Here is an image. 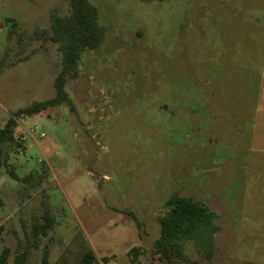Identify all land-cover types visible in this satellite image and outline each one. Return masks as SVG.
I'll list each match as a JSON object with an SVG mask.
<instances>
[{
  "label": "rangeland",
  "instance_id": "1",
  "mask_svg": "<svg viewBox=\"0 0 264 264\" xmlns=\"http://www.w3.org/2000/svg\"><path fill=\"white\" fill-rule=\"evenodd\" d=\"M91 1L107 34L66 86L74 110L18 118L24 148L10 161L19 178L44 172L42 188L0 168V257L10 248L14 264L46 199L55 224L31 264L45 243L49 264L90 247L100 264H167L154 242L179 193L214 214L183 239L191 259L264 264V0ZM55 7L69 0H0V125L55 93L57 44L18 43Z\"/></svg>",
  "mask_w": 264,
  "mask_h": 264
},
{
  "label": "trees",
  "instance_id": "2",
  "mask_svg": "<svg viewBox=\"0 0 264 264\" xmlns=\"http://www.w3.org/2000/svg\"><path fill=\"white\" fill-rule=\"evenodd\" d=\"M11 23L15 29L17 22L13 20ZM12 33L16 34L17 30ZM106 34L107 26L100 22L99 8L95 3L91 0H69L66 12H62L56 7L50 11L48 27L37 25L29 34L18 35L20 45L24 43L25 39L28 40V43L37 42L40 46H46L49 42H53L57 44L61 53V67L53 80L54 95L20 107L11 114L4 125H0V168H6L8 174L12 178L20 180L25 188H42L46 174L30 172L19 178L15 166L11 163V153L24 148L19 132L18 118L43 113L63 104L74 110L75 104L66 86L68 82L79 77V65L83 53L88 49L100 47ZM34 50L35 48L32 49V51ZM29 57L27 54L23 58ZM165 206L166 214L159 221L160 236L154 242L156 253L167 264H198L185 252L183 239L196 238L199 233L210 226L213 221V212L203 203L179 193L172 194L167 199ZM42 207L40 216L33 220L31 227L24 231V236L18 241L14 264H31L34 250L40 247L43 238H49L50 231L54 228L55 219L46 199L43 200ZM128 213L134 215L133 212ZM132 251L135 254L133 260L136 262L139 250L133 248ZM211 253L210 250L209 254ZM49 254V246L45 243L40 264H49ZM10 255V248H4L0 264H6ZM76 264H100V262L90 247Z\"/></svg>",
  "mask_w": 264,
  "mask_h": 264
},
{
  "label": "built area",
  "instance_id": "3",
  "mask_svg": "<svg viewBox=\"0 0 264 264\" xmlns=\"http://www.w3.org/2000/svg\"><path fill=\"white\" fill-rule=\"evenodd\" d=\"M34 131H35V129H32L29 133H30V134H33ZM40 135L43 136L44 133H41ZM24 138H25V137H22V139H24Z\"/></svg>",
  "mask_w": 264,
  "mask_h": 264
}]
</instances>
